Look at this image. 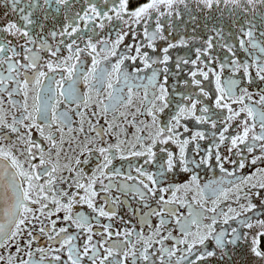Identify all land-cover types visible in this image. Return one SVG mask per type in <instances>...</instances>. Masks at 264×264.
<instances>
[{"label":"snow or ice","instance_id":"1","mask_svg":"<svg viewBox=\"0 0 264 264\" xmlns=\"http://www.w3.org/2000/svg\"><path fill=\"white\" fill-rule=\"evenodd\" d=\"M0 264H264V0H0Z\"/></svg>","mask_w":264,"mask_h":264}]
</instances>
